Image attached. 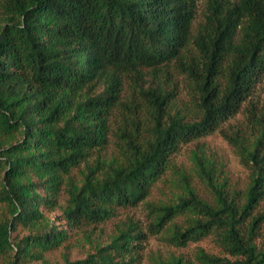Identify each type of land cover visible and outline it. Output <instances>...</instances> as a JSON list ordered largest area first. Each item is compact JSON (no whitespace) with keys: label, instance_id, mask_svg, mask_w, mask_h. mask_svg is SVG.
<instances>
[{"label":"trees","instance_id":"16d2710c","mask_svg":"<svg viewBox=\"0 0 264 264\" xmlns=\"http://www.w3.org/2000/svg\"><path fill=\"white\" fill-rule=\"evenodd\" d=\"M195 11L196 0H0V264H50L45 253L80 232L94 251L64 254L60 264H136L148 235L175 247L209 237L222 255L197 247L196 264H264V236L261 247L254 240L264 221L255 212L264 199V111L249 101L243 121L221 127L264 73V0H205L193 31ZM172 63L186 72L185 101ZM216 129L248 170L243 189L202 146L190 150V170L171 159ZM109 134L117 142L106 158ZM167 172L172 197L148 200ZM140 202L144 225L127 216L106 243L91 238ZM56 209L63 223L48 217ZM18 227L26 234L12 236ZM147 259L190 264L171 251Z\"/></svg>","mask_w":264,"mask_h":264},{"label":"rangeland","instance_id":"374dc122","mask_svg":"<svg viewBox=\"0 0 264 264\" xmlns=\"http://www.w3.org/2000/svg\"><path fill=\"white\" fill-rule=\"evenodd\" d=\"M233 1V0H231ZM205 7V0H196V11L195 17L192 22V30L194 31L197 24L202 20V15ZM240 21H243L240 19ZM241 28V25L238 26ZM188 50L193 51V44L190 42L188 45ZM189 51V52H190ZM188 52V53H189ZM168 71L177 79L176 80V89L179 92L178 96L180 97V102L182 99L185 101L187 98L186 95V72L184 70L183 65L172 63L170 68L167 67ZM144 74V78L151 80V73H148V70ZM131 80L129 78H124L123 83V91L122 98L128 96L131 92ZM253 102L260 110L264 111V73L260 76L259 80H257L254 84L250 95L246 100H244L239 106L238 111L235 115L230 118L228 121L221 124V127L226 128L228 125L231 127L233 125H238L241 121L244 120V108L248 105V103ZM115 115V114H114ZM114 115L112 118L114 119ZM110 127L112 132H115L117 126L111 120ZM115 134H109L108 136V144L104 151L100 152L102 156L108 158L115 151V143L117 142V138H115ZM197 146H202L207 154L212 156L217 162V166L223 172L221 173V177L227 178L230 185H233L236 189H243L248 180V170L241 164L239 157L234 149V147L223 138L219 129L214 130L213 132L204 135L198 139H194L186 144H182L180 148L171 155V159L178 166H182L183 168L190 170L191 162L189 159V152L191 149L196 148ZM95 155H93L90 159L94 161ZM72 178L75 181L80 180V172L78 170H73L71 172ZM169 173L167 172L164 177L158 179L150 188L147 199L150 201H158V200H168L172 197V192L170 191L169 182L164 180L165 177H169ZM192 184L196 189V192L203 198L211 200L212 194L208 191V189L194 176L192 177ZM67 198L66 192L63 190L60 193L59 201L61 203H65ZM0 205V210H1ZM146 210L143 207V204L140 202L136 206L128 207L126 209H119L117 216L105 221L104 223L97 226L95 230H93L91 234V238L95 241L97 239L100 243H106L111 234L114 233L116 222L119 220H123L127 216L132 218L134 221L142 222L144 225L146 223ZM264 211V199L260 200L255 212L260 213ZM48 217L54 221L55 223H63V219L60 215V210L56 209L52 212L48 213ZM26 230L18 227L17 230L12 232L13 235H23L26 234ZM263 236H264V221L261 223L258 235L255 237V242L258 247H261L263 244ZM95 243V242H94ZM197 247H202L206 251L210 253L220 254L222 255L220 249L215 246L212 240L209 237L203 238L197 242H191L185 247H175L166 245L162 240L158 239L156 235H148L146 241L144 242V248L141 251V258L136 264H149L147 255L150 251H160L161 253H166L171 251L176 254H181L185 258L190 260V264H196L194 261V252ZM94 246L87 243L83 234L76 233L69 239L68 242L62 244L48 252L45 253V258L50 264H60L62 263V256L65 254L70 260L84 258L88 252L94 251ZM194 261V262H193ZM22 264H41L40 261H23Z\"/></svg>","mask_w":264,"mask_h":264}]
</instances>
